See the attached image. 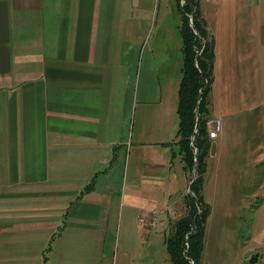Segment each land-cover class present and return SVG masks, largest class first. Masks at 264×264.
I'll use <instances>...</instances> for the list:
<instances>
[{
    "label": "crops",
    "instance_id": "1",
    "mask_svg": "<svg viewBox=\"0 0 264 264\" xmlns=\"http://www.w3.org/2000/svg\"><path fill=\"white\" fill-rule=\"evenodd\" d=\"M159 4L0 0V244L30 264H155L145 228H171L188 180L175 145L184 55L157 28ZM219 109L212 92L209 159L231 146L261 159L251 124Z\"/></svg>",
    "mask_w": 264,
    "mask_h": 264
},
{
    "label": "rangeland",
    "instance_id": "2",
    "mask_svg": "<svg viewBox=\"0 0 264 264\" xmlns=\"http://www.w3.org/2000/svg\"><path fill=\"white\" fill-rule=\"evenodd\" d=\"M181 4L184 5L183 0ZM201 7L209 37L215 41L212 92L213 96L216 95L219 112L228 121L232 120V113L242 115L244 123L251 124L249 139L252 147L262 148L264 152V41L261 38L264 0H202ZM180 26L176 0H160L157 28L167 31L172 46L178 43L179 58L183 55ZM242 116V119L234 117L239 129L244 128ZM214 121L212 117L208 124L209 134L215 131ZM242 133L248 135V129ZM218 136L219 133L217 140ZM241 153L242 160L235 147L231 146L218 158H208L203 196L211 210L205 224L200 264H264V156L261 159L254 157L248 162L244 155L248 156L250 152L247 153L244 147ZM256 162L261 168L257 169V177L249 172L255 171L256 167H247L248 163L256 165ZM187 176V187L183 193L180 184V207L176 215L165 216L173 224L186 214L184 195L191 192L188 188L192 174L187 173ZM255 180L258 181L256 185ZM145 229L154 236L156 250L161 246V250L156 251L155 264H172L163 244L166 234L170 233L164 229L170 227L151 225ZM152 229L158 233L151 232ZM8 243L9 240L4 246L0 244V264H30L33 255L20 257L12 247L8 249L11 246Z\"/></svg>",
    "mask_w": 264,
    "mask_h": 264
},
{
    "label": "trees",
    "instance_id": "3",
    "mask_svg": "<svg viewBox=\"0 0 264 264\" xmlns=\"http://www.w3.org/2000/svg\"><path fill=\"white\" fill-rule=\"evenodd\" d=\"M183 1L184 5L181 0H176L181 19L184 64L178 90L179 124L175 145L178 150L176 154L183 155L185 169L190 176L196 154L199 160L195 168L197 177L191 192L185 196L186 214L171 226L165 247L172 264H200L204 251L205 224L211 210L203 196L205 174L211 145L216 139L211 138L208 126L212 120L215 41L210 39L202 17V0ZM195 130L197 132L192 142Z\"/></svg>",
    "mask_w": 264,
    "mask_h": 264
},
{
    "label": "water",
    "instance_id": "4",
    "mask_svg": "<svg viewBox=\"0 0 264 264\" xmlns=\"http://www.w3.org/2000/svg\"><path fill=\"white\" fill-rule=\"evenodd\" d=\"M190 24H191V26H193V21H192V18H190ZM196 62H197V57H196ZM201 103V101L199 102V104ZM196 130H195V132H194V135L192 136V138H191V140H192V142L194 141V138H195V134H196ZM216 149H217V144H216V142H213L212 143V145H211V156H213V155H215V153H216ZM198 160H199V155H195V163H194V168H193V172H192V176H191V181H190V184H189V188H188V192H190L191 191V188H192V184H193V182H194V180H195V178H196V171H195V168H196V166H197V164H198Z\"/></svg>",
    "mask_w": 264,
    "mask_h": 264
},
{
    "label": "built area",
    "instance_id": "5",
    "mask_svg": "<svg viewBox=\"0 0 264 264\" xmlns=\"http://www.w3.org/2000/svg\"><path fill=\"white\" fill-rule=\"evenodd\" d=\"M214 124H215V131L210 134L211 138H216L218 133H220V131H221V122H220V120H215Z\"/></svg>",
    "mask_w": 264,
    "mask_h": 264
}]
</instances>
